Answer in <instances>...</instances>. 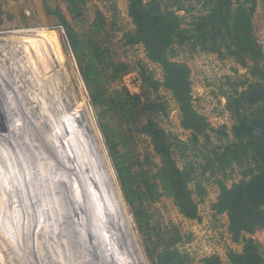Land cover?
Returning <instances> with one entry per match:
<instances>
[{"label": "rangeland", "instance_id": "obj_1", "mask_svg": "<svg viewBox=\"0 0 264 264\" xmlns=\"http://www.w3.org/2000/svg\"><path fill=\"white\" fill-rule=\"evenodd\" d=\"M158 1L176 11L186 30L191 17L204 13L203 0ZM98 15L103 28L92 30ZM64 21L80 45L92 42L109 50L104 54L108 60L128 66L127 74L107 84L109 91L126 88L143 102L163 106L153 118L169 136L177 166L192 171L196 218L183 217L162 196L149 207L154 232L175 228L181 236L176 248L188 264L210 258L232 264L231 255L242 254L245 239L257 243L264 260V230L234 238L227 214L214 210L219 181L230 188L245 179L243 168L216 163L212 153L233 142L228 103L251 81L247 68L189 43L174 47L173 60L190 71L192 108L213 129L194 141L180 126L172 93L144 88L143 75L161 83L162 71L142 44L129 43L135 25L128 0H91L76 19L64 0H0V264H152L107 153ZM251 24L264 55V0H256ZM139 147L142 154L150 150L143 137ZM197 185L204 188L203 197Z\"/></svg>", "mask_w": 264, "mask_h": 264}, {"label": "trees", "instance_id": "obj_2", "mask_svg": "<svg viewBox=\"0 0 264 264\" xmlns=\"http://www.w3.org/2000/svg\"><path fill=\"white\" fill-rule=\"evenodd\" d=\"M64 1L76 19L91 0ZM255 5L256 0H203L204 13L191 17L190 28L186 30L176 11L162 8L158 0L148 3L128 0L129 16L135 25L134 33L127 35L129 43L142 44L148 59L162 71L161 83L143 75L144 88L157 92L163 87L172 93L180 112V126L191 132L194 141L198 136L206 137V132L213 129L192 108L190 71L187 65L173 60L174 47L189 43L203 52L230 57L248 69L251 81L244 83L246 88L236 92L228 103V111L234 118L233 142L212 153L216 163L226 166L234 163L244 169L245 179L230 188L219 181L220 192L214 205L217 213L227 214L228 231L234 238L264 230V55L252 36ZM97 18L92 30L100 31L101 15ZM63 25L107 153L152 264H188V257L176 248L181 240L179 232L175 228L154 232L150 225L149 207L162 196L170 198L183 217L197 216L194 191L189 188L192 171L177 166L173 144L153 118L163 113V106L155 100L143 102L126 88L109 91L107 84L127 74L128 66L108 60L104 54H109V50L92 42H82L81 47L72 28L65 21ZM83 52L87 59L83 58ZM142 137L147 139L151 152H139ZM196 190L203 197L204 188L197 185ZM230 259L232 264H264L252 239L243 240L242 254L231 255ZM204 262L219 264L214 258Z\"/></svg>", "mask_w": 264, "mask_h": 264}, {"label": "bare ground", "instance_id": "obj_3", "mask_svg": "<svg viewBox=\"0 0 264 264\" xmlns=\"http://www.w3.org/2000/svg\"><path fill=\"white\" fill-rule=\"evenodd\" d=\"M18 39H16V41H17ZM21 40V39H20ZM23 40V39H22ZM25 43V42H24ZM14 44V43H13ZM19 44V43H18ZM30 44V43H29ZM16 46V45H15ZM28 48V47H27ZM25 49V48H24ZM10 50H12V49H10ZM5 51H7V49H5ZM12 53H13V51H12ZM8 54V53H7ZM14 72V71H13ZM32 76V75H31ZM26 81H28V80H26ZM49 84V83H48ZM52 84V83H51ZM25 85V84H24ZM51 85H49V87H50ZM44 87V86H43ZM44 88H46V87H44ZM43 89V88H42ZM51 89V88H50ZM52 89H54V88H52ZM30 90V89H29ZM59 90V89H58ZM48 91V90H47ZM55 91H56V89H55ZM30 95V94H29ZM29 97H32V96H29ZM57 99V98H56ZM28 100V99H27ZM58 104V103H57ZM37 110V109H36ZM18 111V110H17ZM55 117V116H54ZM61 117V116H60ZM62 118V117H61ZM64 118V117H63ZM64 120V119H63ZM21 218V217H20ZM22 221V220H21ZM4 225V224H3ZM8 229V228H7ZM59 231V230H58ZM8 236V235H7ZM62 238H63V236H62ZM22 251V250H21ZM3 254V253H2ZM1 254V255H2ZM11 254V253H10ZM9 254V255H10ZM41 256V255H40ZM3 257V256H2ZM10 257V256H9ZM13 258V257H12ZM3 259L1 258V260H0V262L2 261ZM3 262V261H2ZM2 264V263H1Z\"/></svg>", "mask_w": 264, "mask_h": 264}]
</instances>
